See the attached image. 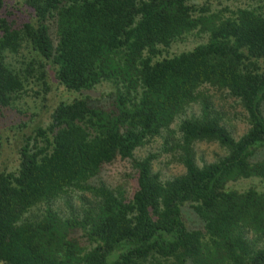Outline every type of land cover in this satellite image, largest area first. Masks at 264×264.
I'll return each mask as SVG.
<instances>
[{"label":"trees","instance_id":"obj_1","mask_svg":"<svg viewBox=\"0 0 264 264\" xmlns=\"http://www.w3.org/2000/svg\"><path fill=\"white\" fill-rule=\"evenodd\" d=\"M193 32L204 40L169 52ZM54 86L77 95L52 103ZM99 86L105 104L88 94ZM209 90L242 109L240 136ZM8 109L21 121L0 130V156H16L0 168V264H264V0L220 13L189 0H0ZM200 142L225 154L199 164ZM161 153L184 171L155 170ZM118 158L131 191L99 179Z\"/></svg>","mask_w":264,"mask_h":264},{"label":"rangeland","instance_id":"obj_2","mask_svg":"<svg viewBox=\"0 0 264 264\" xmlns=\"http://www.w3.org/2000/svg\"><path fill=\"white\" fill-rule=\"evenodd\" d=\"M189 2L196 4L197 6H204L209 9V12H219L223 8H235L237 6H246L248 4H254L256 0H189ZM204 38L200 37L193 32L188 35L185 41L174 44L170 49V53L179 52L192 47L193 45L203 41ZM108 87L99 86L98 88L88 91L93 103L105 104L107 102ZM211 101L214 107L222 112L225 119H227V125L234 137L240 136L247 128L245 121L243 120L242 109L234 102L232 98L223 97L220 92L215 90H209ZM73 95L67 92L62 87H53L51 92L52 103L57 102L60 99H66ZM29 105L30 102H28ZM26 107V106H24ZM198 106H194V110H198ZM15 110H0V130L3 135L11 137V133L7 131L8 126L21 121V115L17 114ZM24 119V117H23ZM47 119L45 116L41 118V124H46ZM31 123L30 125H34ZM160 140H157L150 146L138 149L135 152V157H142L148 152L159 151ZM197 161L201 164L203 161H213L218 156L225 154V150L221 148L216 142H200L196 145ZM15 153L13 154V148H5L3 154L0 156V168L11 167L15 161ZM264 158V149L259 151L254 159ZM153 168L162 173L164 177H172L180 174L184 171L181 164L174 161H169V157L165 153H161L158 159L155 161ZM134 169L129 159H116L113 163L106 165L99 175V179L107 184L117 185L121 184L128 188L130 191L135 186L133 179ZM258 186V180L256 178L241 179L229 184L234 189H244L249 186ZM184 218L190 227L197 228L200 226L199 221L193 215L191 210L186 206L184 207Z\"/></svg>","mask_w":264,"mask_h":264}]
</instances>
